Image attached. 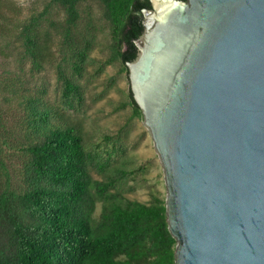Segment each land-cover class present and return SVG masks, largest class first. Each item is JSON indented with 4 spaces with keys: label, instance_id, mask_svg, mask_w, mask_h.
<instances>
[{
    "label": "water",
    "instance_id": "obj_1",
    "mask_svg": "<svg viewBox=\"0 0 264 264\" xmlns=\"http://www.w3.org/2000/svg\"><path fill=\"white\" fill-rule=\"evenodd\" d=\"M149 4L127 78L174 264H264V0Z\"/></svg>",
    "mask_w": 264,
    "mask_h": 264
},
{
    "label": "trees",
    "instance_id": "obj_2",
    "mask_svg": "<svg viewBox=\"0 0 264 264\" xmlns=\"http://www.w3.org/2000/svg\"><path fill=\"white\" fill-rule=\"evenodd\" d=\"M83 1L50 0L15 24L24 54L36 68L54 59L50 32L58 34L56 74L69 109L84 99L75 76L82 74L94 45L92 25L77 9ZM91 1L101 6L111 28L106 62H118L127 73L142 32L141 9L150 7L149 0ZM50 4L62 10L61 19L47 16ZM16 101L17 113L0 111V264H174L176 241L168 230L165 198L158 193L147 201L127 197L120 187L126 170L113 165L110 153L103 156L86 146L70 114L41 95H19ZM128 103L141 115L130 88ZM12 155L19 160L13 173L7 165Z\"/></svg>",
    "mask_w": 264,
    "mask_h": 264
},
{
    "label": "rangeland",
    "instance_id": "obj_3",
    "mask_svg": "<svg viewBox=\"0 0 264 264\" xmlns=\"http://www.w3.org/2000/svg\"><path fill=\"white\" fill-rule=\"evenodd\" d=\"M1 2L5 19L0 17V111L6 113L8 109L15 114L18 112L15 110L18 109L16 97L24 94L41 95L43 100L74 118L81 127L86 146L98 150L103 156L110 153L113 165L126 170V178L120 187L127 197L147 201L151 193H158L165 198L163 171L152 139L142 116L136 114L128 103L127 73L120 71L118 62H106L110 53L111 28L103 18L101 6L91 0L77 5L81 19L88 20L92 25L94 45L82 74L75 76L83 89L84 99L69 109L62 103V85L56 74L58 34L50 32L54 42V59L36 68L25 56L15 30L17 21L21 22L32 13H38L50 0ZM47 16L61 19L63 12L50 4ZM8 121L9 118L4 119V122ZM14 126L16 128L19 125ZM7 159V165L13 173L19 160L14 155ZM93 175L99 178L97 173ZM99 209L98 203L94 215H98Z\"/></svg>",
    "mask_w": 264,
    "mask_h": 264
}]
</instances>
